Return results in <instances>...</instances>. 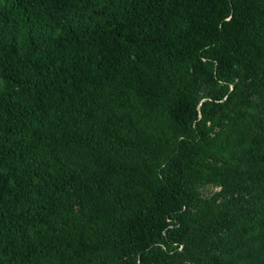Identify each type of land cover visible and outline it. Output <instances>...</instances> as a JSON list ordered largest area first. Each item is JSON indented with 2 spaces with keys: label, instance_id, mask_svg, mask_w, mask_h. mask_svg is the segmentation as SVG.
Here are the masks:
<instances>
[{
  "label": "trees",
  "instance_id": "1",
  "mask_svg": "<svg viewBox=\"0 0 264 264\" xmlns=\"http://www.w3.org/2000/svg\"><path fill=\"white\" fill-rule=\"evenodd\" d=\"M0 264H264V0H0Z\"/></svg>",
  "mask_w": 264,
  "mask_h": 264
}]
</instances>
